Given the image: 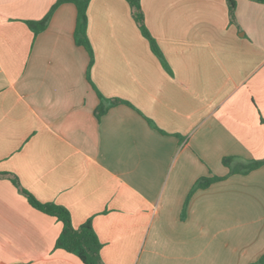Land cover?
I'll list each match as a JSON object with an SVG mask.
<instances>
[{
	"label": "crops",
	"instance_id": "obj_1",
	"mask_svg": "<svg viewBox=\"0 0 264 264\" xmlns=\"http://www.w3.org/2000/svg\"><path fill=\"white\" fill-rule=\"evenodd\" d=\"M56 1L0 0V173L90 222L104 264H257L264 166L223 159H264V5L235 0L232 23L226 0H141L166 69L125 0H91L89 71L74 5L26 24ZM97 91L127 104L98 118ZM62 230L0 178V264H83Z\"/></svg>",
	"mask_w": 264,
	"mask_h": 264
},
{
	"label": "trees",
	"instance_id": "obj_2",
	"mask_svg": "<svg viewBox=\"0 0 264 264\" xmlns=\"http://www.w3.org/2000/svg\"><path fill=\"white\" fill-rule=\"evenodd\" d=\"M125 1L129 4L132 17L136 22L142 36L148 40L152 52L160 59L165 68L169 69L156 40L152 37L145 25V18L141 0ZM248 1L264 5V0ZM90 2L91 0H57L54 6L42 20L26 22L29 29L34 33V35H38L46 30L54 13L60 6L65 4L74 5L77 10L74 39L75 43L78 46L83 47L90 57L89 71L94 63V52L88 38V8ZM226 3L228 6L230 21L233 23L235 22L236 1L226 0ZM97 94L100 100L99 107L96 110V116L98 118L102 114L106 113L107 110H109V108L111 107L120 104H127L119 99L108 100L98 91ZM261 123L264 124V118H261ZM223 165L229 169L230 175H246L264 166V159L251 160L245 163L243 162L235 164V159L233 157H227L223 159ZM0 178L9 180L17 188L18 192L27 199L28 203L35 210L48 216L54 217L62 223L63 230L56 241V249H60L75 255L83 264H104L101 257L102 244L98 239L96 233L94 232L90 222L84 224L79 228H75L72 224L71 215L66 208L53 203H42L38 201L32 194L22 188L18 178L12 174L0 173ZM225 179L226 177H208L199 180L194 190L192 191L186 203V206L196 190L208 188L212 184ZM257 264H264V255L261 257Z\"/></svg>",
	"mask_w": 264,
	"mask_h": 264
}]
</instances>
